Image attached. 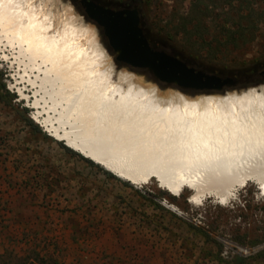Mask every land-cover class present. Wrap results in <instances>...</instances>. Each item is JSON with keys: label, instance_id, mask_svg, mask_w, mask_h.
<instances>
[{"label": "rangeland", "instance_id": "374dc122", "mask_svg": "<svg viewBox=\"0 0 264 264\" xmlns=\"http://www.w3.org/2000/svg\"><path fill=\"white\" fill-rule=\"evenodd\" d=\"M59 1L56 11L60 15L64 5L70 6L82 24L96 30L101 47L112 61L114 81L126 71L162 93L187 97H219L249 89L260 93L264 88V77L249 86L232 71L221 72L223 62L202 59L196 62L206 72L212 67L211 73L235 78V85L222 91L184 92L154 81L146 69L128 68L116 60L102 29L84 16L79 0ZM97 1L116 6L131 0ZM174 6L183 3L141 0L131 8L138 10L140 26L151 46L179 54L186 52L180 41L169 40L160 31ZM246 48V68L264 61V21L254 43ZM5 55L8 66L0 83L15 98L11 102L7 95L0 101V264L33 260L37 264H227L235 255L249 257L264 250V197L256 184L248 182L234 188L225 205L211 195L195 205L190 202L191 190L173 195L159 187L156 179L134 186L67 145L63 134L73 125L82 126V121L67 110L60 125L66 100L52 94L50 84L46 92L36 87L42 83L43 73L38 75L36 86H31L27 80H35L36 73L24 74L13 49L0 47V62ZM238 67L232 66V70ZM26 115L50 139L27 125ZM85 158L100 167L91 166ZM253 264H264V260Z\"/></svg>", "mask_w": 264, "mask_h": 264}, {"label": "bare ground", "instance_id": "6f19581e", "mask_svg": "<svg viewBox=\"0 0 264 264\" xmlns=\"http://www.w3.org/2000/svg\"><path fill=\"white\" fill-rule=\"evenodd\" d=\"M58 4L0 0V47L17 53L25 75L36 73L31 86L43 73L36 87L46 92L50 84L66 100L60 125L67 110L82 121L63 134L68 146L136 187L156 179L173 195L187 188L195 205L208 195L225 205L248 182L264 197V88L187 97L126 71L114 81L96 30L70 6L60 15Z\"/></svg>", "mask_w": 264, "mask_h": 264}, {"label": "trees", "instance_id": "16d2710c", "mask_svg": "<svg viewBox=\"0 0 264 264\" xmlns=\"http://www.w3.org/2000/svg\"><path fill=\"white\" fill-rule=\"evenodd\" d=\"M133 2L136 5L141 0H131L129 2H119V5L100 2L108 7L128 8ZM183 6L175 7L167 13L166 23L161 28L164 36L169 40H179L186 52L179 54L169 50L160 49L170 55L176 56L186 62L190 67L197 70L203 69L202 64L197 63L206 60L210 63H221L224 70L232 71L235 77L246 85H254L260 82L258 78L264 77V61L255 64L252 68H246L247 46L252 45L260 31V24L264 21V0H181ZM182 7L184 11H182ZM164 44H162L161 47ZM157 49V47L152 46ZM159 50V49H158ZM194 57L195 61L188 57ZM204 58V59H203ZM233 64V65H232ZM240 66L232 70V66ZM208 73L214 71L212 67L206 69ZM0 101L5 100V96H10L11 102L15 98L7 89L5 84L0 83ZM25 122L36 131L42 133V137L50 139L40 127L26 115ZM65 147V146H64ZM69 152L76 154L72 149L65 147ZM78 156L80 154L77 153ZM81 157V156H80ZM91 166L100 167L92 160L85 158ZM112 175L110 172H106ZM264 260V250L256 255L244 257L235 255L227 264H253L255 260ZM39 260V259H38ZM261 261V260H260ZM18 264H37V261H24Z\"/></svg>", "mask_w": 264, "mask_h": 264}, {"label": "water", "instance_id": "95a60500", "mask_svg": "<svg viewBox=\"0 0 264 264\" xmlns=\"http://www.w3.org/2000/svg\"><path fill=\"white\" fill-rule=\"evenodd\" d=\"M79 3L84 16L102 29L116 60L128 68L146 69L154 81L176 86L184 92L222 91L235 85L236 80L231 76L197 70L176 56L152 48L140 26L137 9H114L97 0H79Z\"/></svg>", "mask_w": 264, "mask_h": 264}, {"label": "snow or ice", "instance_id": "6c2138e0", "mask_svg": "<svg viewBox=\"0 0 264 264\" xmlns=\"http://www.w3.org/2000/svg\"><path fill=\"white\" fill-rule=\"evenodd\" d=\"M51 2V0H49ZM8 66V58L7 56L3 59L2 62H0V77L3 76L4 72L7 70ZM13 92H15V88L13 87ZM235 198V197H234ZM223 203V202H222Z\"/></svg>", "mask_w": 264, "mask_h": 264}, {"label": "flooded vegetation", "instance_id": "af4514ba", "mask_svg": "<svg viewBox=\"0 0 264 264\" xmlns=\"http://www.w3.org/2000/svg\"><path fill=\"white\" fill-rule=\"evenodd\" d=\"M134 5H136V4L133 3V2H131V3L129 4V7H134Z\"/></svg>", "mask_w": 264, "mask_h": 264}]
</instances>
